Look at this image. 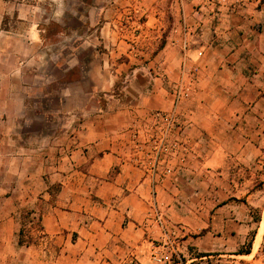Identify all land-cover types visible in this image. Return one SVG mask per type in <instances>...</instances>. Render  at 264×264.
I'll use <instances>...</instances> for the list:
<instances>
[{
	"label": "rangeland",
	"instance_id": "obj_1",
	"mask_svg": "<svg viewBox=\"0 0 264 264\" xmlns=\"http://www.w3.org/2000/svg\"><path fill=\"white\" fill-rule=\"evenodd\" d=\"M29 1L40 39L14 48L19 60L31 59L18 63L27 85L18 145L38 150L49 141L47 157L58 163L98 107L105 116L130 108L139 123L121 134L155 164L158 186L144 237L114 239L101 251L76 233L46 235V203L35 194L34 210L29 202L16 213L18 264H264V0ZM141 101L157 107L139 112ZM158 112H173L179 125L158 128ZM155 131L177 137V147L165 141L163 149ZM53 175L52 202L60 187ZM249 241L250 252L238 253Z\"/></svg>",
	"mask_w": 264,
	"mask_h": 264
},
{
	"label": "crops",
	"instance_id": "obj_2",
	"mask_svg": "<svg viewBox=\"0 0 264 264\" xmlns=\"http://www.w3.org/2000/svg\"><path fill=\"white\" fill-rule=\"evenodd\" d=\"M29 6H33L29 0H0V264L8 256L10 264L13 260L18 264L16 213L20 205L29 202L33 211L35 194L46 203L41 216L46 235L61 239L76 233L79 239L94 240L100 251L114 239L140 240L154 222L148 217V210L150 192L158 186L157 178L153 168L138 157L120 131L123 125L138 122L135 110L119 109L105 116L98 107L96 114L80 121L77 133L69 138L74 147L58 156V163L52 164L47 157L49 141L40 144L38 150L32 145H18L14 127L24 110L27 94V85L20 83L18 69L31 59L19 60L14 48L16 42L25 40L31 45L40 39L34 33ZM88 93H84L86 102L93 97ZM156 105L141 101L136 110L146 112ZM39 149L43 156L37 160L35 150ZM52 173L60 178L54 202L49 189ZM91 192L95 195L92 202Z\"/></svg>",
	"mask_w": 264,
	"mask_h": 264
},
{
	"label": "built area",
	"instance_id": "obj_3",
	"mask_svg": "<svg viewBox=\"0 0 264 264\" xmlns=\"http://www.w3.org/2000/svg\"><path fill=\"white\" fill-rule=\"evenodd\" d=\"M175 93L180 96L181 94H183L182 90H176ZM157 115H160V118H158L157 116L155 117V125L159 127H163L165 128V131H172L173 129V126H177L179 125V120L178 118H175V114L172 113H165V114H162L161 112H158ZM160 124V125H159ZM157 134V136L155 135ZM155 131L153 134H151V137L152 139H154L155 142L159 143V146H162L164 144V142H169V149H174L177 147L178 145V141L179 139L177 137L175 138H168V137H165V136H161ZM156 148L158 147V145L155 146ZM163 148V146H162ZM164 149V148H163ZM161 161V155L160 154H157L156 155V163H159ZM155 167V164L153 165V170L155 171L154 169ZM153 171V172H154Z\"/></svg>",
	"mask_w": 264,
	"mask_h": 264
},
{
	"label": "trees",
	"instance_id": "obj_4",
	"mask_svg": "<svg viewBox=\"0 0 264 264\" xmlns=\"http://www.w3.org/2000/svg\"><path fill=\"white\" fill-rule=\"evenodd\" d=\"M256 221H260V214H258ZM251 244H252V241H249L248 242V245H247L248 246L247 250H240V252H238V253H249L250 252ZM204 255L205 254L200 253L196 257H202ZM177 262H180V261H176V263ZM183 263L186 264V260H184ZM187 264H190V263H187Z\"/></svg>",
	"mask_w": 264,
	"mask_h": 264
},
{
	"label": "bare ground",
	"instance_id": "obj_5",
	"mask_svg": "<svg viewBox=\"0 0 264 264\" xmlns=\"http://www.w3.org/2000/svg\"><path fill=\"white\" fill-rule=\"evenodd\" d=\"M263 228H264V213H263L262 220H261V222H260V228H259V232H258V238L260 237ZM259 239H260V238H259Z\"/></svg>",
	"mask_w": 264,
	"mask_h": 264
}]
</instances>
